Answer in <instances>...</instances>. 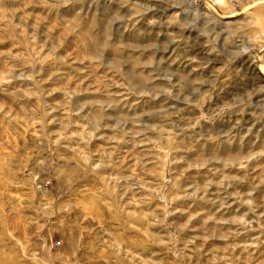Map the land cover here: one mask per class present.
Instances as JSON below:
<instances>
[{"label":"rangeland","instance_id":"374dc122","mask_svg":"<svg viewBox=\"0 0 264 264\" xmlns=\"http://www.w3.org/2000/svg\"><path fill=\"white\" fill-rule=\"evenodd\" d=\"M0 264H264V0H0Z\"/></svg>","mask_w":264,"mask_h":264}]
</instances>
